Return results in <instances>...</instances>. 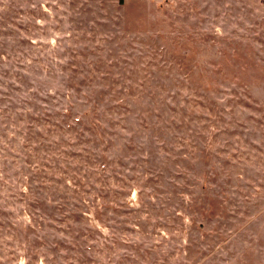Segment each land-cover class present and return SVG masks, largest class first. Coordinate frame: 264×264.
<instances>
[{
  "label": "rangeland",
  "instance_id": "1",
  "mask_svg": "<svg viewBox=\"0 0 264 264\" xmlns=\"http://www.w3.org/2000/svg\"><path fill=\"white\" fill-rule=\"evenodd\" d=\"M0 264H264V0H0Z\"/></svg>",
  "mask_w": 264,
  "mask_h": 264
},
{
  "label": "trees",
  "instance_id": "2",
  "mask_svg": "<svg viewBox=\"0 0 264 264\" xmlns=\"http://www.w3.org/2000/svg\"><path fill=\"white\" fill-rule=\"evenodd\" d=\"M78 103H79V101L72 100L70 97L67 96L65 110L64 111H60V114H61V116H60V121L61 122L60 123H61V126L63 127L64 130H66L68 128L70 131L75 132L76 130L79 129L78 126H77V124L74 121H72L71 115L69 113V111L72 110V108L75 107ZM83 112H84V115L82 116V118H85V116H90L92 114V111H91L90 107L84 109ZM63 119H68V121H66V124L65 123H62ZM54 124H56V123H54ZM37 170L40 171L39 169H37ZM41 184L42 183H40V185ZM66 186L68 188L70 187V189H72V191L77 192V189H78L77 183H73V187H71L68 184H66ZM31 190H32V188H31ZM20 192L23 193V190L20 189ZM97 197L99 198L100 196H97ZM101 198L102 197H100V199ZM92 205H93V203H92ZM98 206L101 207V206H104V205H103V203H97L96 202L95 205H94V207H93L94 209L93 208H90V210L91 209L95 210V212H96V218L95 219L97 220L99 226L102 227V228H108L110 226L109 225V222L106 223V222H103L101 220V215L100 214H102V213H101V209ZM33 214L40 215L37 212H35ZM40 216L43 217L42 215H40ZM56 221H58V220H56ZM74 221H76V220H74Z\"/></svg>",
  "mask_w": 264,
  "mask_h": 264
}]
</instances>
